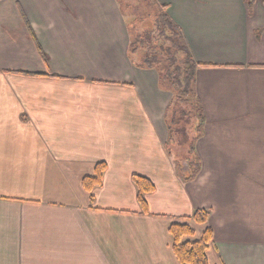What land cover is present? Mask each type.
<instances>
[{"label":"crops","instance_id":"crops-1","mask_svg":"<svg viewBox=\"0 0 264 264\" xmlns=\"http://www.w3.org/2000/svg\"><path fill=\"white\" fill-rule=\"evenodd\" d=\"M150 1L197 64L182 144L133 0H0V264H179L174 223L211 229L207 264H264V0Z\"/></svg>","mask_w":264,"mask_h":264},{"label":"trees","instance_id":"trees-1","mask_svg":"<svg viewBox=\"0 0 264 264\" xmlns=\"http://www.w3.org/2000/svg\"><path fill=\"white\" fill-rule=\"evenodd\" d=\"M250 4V2L248 3ZM163 9V8H162ZM161 8L156 9L159 23L160 34L165 32L169 35L166 39L171 42L169 47L164 48L166 63L163 68H160L161 60L157 55L147 58L143 64L146 67H154L159 75L161 84H165L172 92L173 97L176 96L182 103H189L194 109L193 102V86L194 73L197 64L193 61L189 50L183 42V38L179 29L169 19L167 14ZM32 35V31L29 28ZM146 40L141 34H133L131 37L130 51L134 52L139 47L144 46ZM37 48L40 51L39 46ZM41 52V51H40ZM182 54L181 61H178L177 55ZM192 146L190 150L192 151ZM105 170V163H97L94 170V175L84 178L82 181L83 188L90 193L92 188L101 185L102 174ZM132 181L136 187V198L143 212L147 211V203L145 196L154 191L153 183L140 175H133ZM92 201V196L90 195ZM209 216L208 209H195L190 217L186 219L192 220L199 225H206ZM169 233L172 238L173 253L179 264H207V249L212 240V231L206 227L202 235L192 240V228L186 223H174L169 227Z\"/></svg>","mask_w":264,"mask_h":264},{"label":"rangeland","instance_id":"rangeland-1","mask_svg":"<svg viewBox=\"0 0 264 264\" xmlns=\"http://www.w3.org/2000/svg\"><path fill=\"white\" fill-rule=\"evenodd\" d=\"M152 3L150 0H133V34H141L142 37L146 40L144 46L139 47L138 49L142 50L141 52L145 58H150L153 55H157L161 60L160 68H163L166 63L167 55L164 53V48L169 47L171 42L166 39L168 33L160 34L159 20L157 18L156 9L151 6ZM178 61H181L182 54L177 55ZM165 85V84H162ZM174 116L173 121H178L177 126L174 127L177 129L179 127V136L172 137L175 143L182 144L186 141V129H191L189 125L191 118L190 115L193 112V108L189 103H182L179 101L176 96L173 97ZM171 107V109H172ZM183 112V114L181 113ZM195 124V123H194ZM193 121H192V125ZM190 127H188V126ZM185 131V132H184ZM189 130H187L188 132ZM187 136V135H186ZM176 139V140H175Z\"/></svg>","mask_w":264,"mask_h":264}]
</instances>
